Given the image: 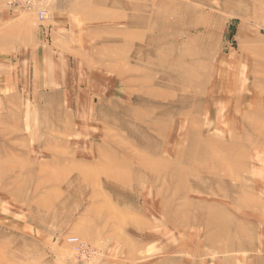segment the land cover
<instances>
[{
  "label": "rangeland",
  "instance_id": "rangeland-1",
  "mask_svg": "<svg viewBox=\"0 0 264 264\" xmlns=\"http://www.w3.org/2000/svg\"><path fill=\"white\" fill-rule=\"evenodd\" d=\"M0 264H264V0H0Z\"/></svg>",
  "mask_w": 264,
  "mask_h": 264
},
{
  "label": "built area",
  "instance_id": "built-area-1",
  "mask_svg": "<svg viewBox=\"0 0 264 264\" xmlns=\"http://www.w3.org/2000/svg\"><path fill=\"white\" fill-rule=\"evenodd\" d=\"M39 12H40V13H39ZM45 13H46L45 10H44V9H41V10L38 11L37 14H38L40 17H44V16H45ZM72 240H75V239H72ZM72 242H73V241H72ZM76 243H77V242H76Z\"/></svg>",
  "mask_w": 264,
  "mask_h": 264
}]
</instances>
